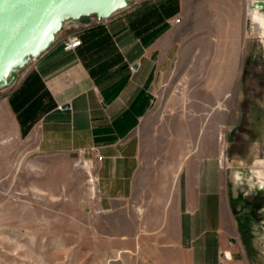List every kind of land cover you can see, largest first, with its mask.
Listing matches in <instances>:
<instances>
[{"label":"crops","instance_id":"obj_1","mask_svg":"<svg viewBox=\"0 0 264 264\" xmlns=\"http://www.w3.org/2000/svg\"><path fill=\"white\" fill-rule=\"evenodd\" d=\"M247 28L246 0H134L110 19L67 22L32 63L53 106L25 140L40 154L95 159L102 208L126 205L158 174L174 183L167 197L178 198L170 222L188 230L211 220L219 231L220 169L217 157L190 152L191 107L213 103L222 114L218 105L240 94ZM73 34L82 45L66 51ZM159 118L165 125L154 124ZM145 128L182 137L152 142ZM219 249L205 264H218Z\"/></svg>","mask_w":264,"mask_h":264},{"label":"rangeland","instance_id":"obj_2","mask_svg":"<svg viewBox=\"0 0 264 264\" xmlns=\"http://www.w3.org/2000/svg\"><path fill=\"white\" fill-rule=\"evenodd\" d=\"M247 19L240 94L218 105L222 114L213 103L191 107L190 152L208 161L217 157L220 169L219 231H210L211 220L188 230L170 222V204L178 198L167 197L174 183L162 181L163 175L151 174L143 192L107 210L100 205L95 159L34 151L25 139L51 108L28 112L38 99L49 100L32 80L33 60L12 86L0 88V264H205L219 248L231 249L235 264H264V190L253 189L246 198L238 189L234 194L231 180L241 159L251 164L264 156V37L254 33L248 14ZM33 83L39 90L31 97ZM199 111L206 115L197 118ZM198 124L201 133H195ZM144 132L159 143L182 137ZM206 238L212 243L201 245Z\"/></svg>","mask_w":264,"mask_h":264},{"label":"water","instance_id":"obj_3","mask_svg":"<svg viewBox=\"0 0 264 264\" xmlns=\"http://www.w3.org/2000/svg\"><path fill=\"white\" fill-rule=\"evenodd\" d=\"M134 0H0V88L57 39L69 21L90 25L132 5ZM255 7L264 10V0Z\"/></svg>","mask_w":264,"mask_h":264},{"label":"clouds","instance_id":"obj_4","mask_svg":"<svg viewBox=\"0 0 264 264\" xmlns=\"http://www.w3.org/2000/svg\"><path fill=\"white\" fill-rule=\"evenodd\" d=\"M255 147H257L256 143L251 145V148ZM231 180L234 194H237L238 189L243 191L246 198L253 189L264 190V156L257 155L252 159L251 164L246 163V159H241L239 166L231 172Z\"/></svg>","mask_w":264,"mask_h":264},{"label":"built area","instance_id":"obj_5","mask_svg":"<svg viewBox=\"0 0 264 264\" xmlns=\"http://www.w3.org/2000/svg\"><path fill=\"white\" fill-rule=\"evenodd\" d=\"M249 1L247 0V14L249 10ZM256 1V0H255ZM250 16V15H249ZM176 22H180V19H177ZM82 45V39L78 34L70 35L64 42V49L66 51H75ZM230 246H233V243L230 242ZM218 264H235V259L231 249L223 248L219 252V261Z\"/></svg>","mask_w":264,"mask_h":264},{"label":"trees","instance_id":"obj_6","mask_svg":"<svg viewBox=\"0 0 264 264\" xmlns=\"http://www.w3.org/2000/svg\"><path fill=\"white\" fill-rule=\"evenodd\" d=\"M32 80H34L35 83H38L37 85L41 86V88L43 89L44 93L46 94V97H48L49 100H48L47 103H43V100H42V99H41V100L38 99L35 103H33V107H31V108L28 110V112H30V111H34V110H40V111H43V112L48 111V110L53 106V101H52V98H51L49 92L46 90L44 84L41 82V80H40L36 75H34V76L32 77ZM30 82H31V81H30ZM29 84H30V83L28 82V84H26V86L29 87ZM31 85H32V84H31ZM31 85H30V86H31ZM33 86H34V83H33V85H32V89H29V90H28L29 94L32 93V94H31V97H34V96L38 93V90H39V89H37V88H34ZM29 97H30V96H29ZM30 102H32V101H30ZM28 112H27L26 114H28ZM22 120H23V118H22ZM27 122H28V121H27ZM27 122H26V123H27ZM31 124H32V121H29V123H28V124H25L24 127H27V128H28V126H30Z\"/></svg>","mask_w":264,"mask_h":264},{"label":"bare ground","instance_id":"obj_7","mask_svg":"<svg viewBox=\"0 0 264 264\" xmlns=\"http://www.w3.org/2000/svg\"><path fill=\"white\" fill-rule=\"evenodd\" d=\"M254 3L255 0L249 1V10H248V13L252 19L253 30L254 33H259L264 37V10L255 7Z\"/></svg>","mask_w":264,"mask_h":264}]
</instances>
